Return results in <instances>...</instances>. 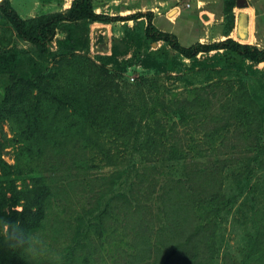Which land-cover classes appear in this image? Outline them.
Wrapping results in <instances>:
<instances>
[{
  "label": "trees",
  "instance_id": "trees-1",
  "mask_svg": "<svg viewBox=\"0 0 264 264\" xmlns=\"http://www.w3.org/2000/svg\"><path fill=\"white\" fill-rule=\"evenodd\" d=\"M223 5L225 38L183 46L151 13L112 16L71 0L21 18L0 0V264H99L116 236L128 240L107 253L111 264H218L217 228L231 205L223 180L248 187L264 166V102L241 80L221 78L190 96L135 101L109 56L97 63L85 52L89 23L138 20L146 46L161 42L145 51L154 67L180 72V56L194 67L198 53L214 51L218 72L246 76L264 63V48L229 37L235 2ZM129 147L140 159L131 171ZM176 161L180 175L166 176L162 164ZM95 162L108 170L94 172ZM250 224L240 262L264 264V208Z\"/></svg>",
  "mask_w": 264,
  "mask_h": 264
},
{
  "label": "rangeland",
  "instance_id": "rangeland-1",
  "mask_svg": "<svg viewBox=\"0 0 264 264\" xmlns=\"http://www.w3.org/2000/svg\"><path fill=\"white\" fill-rule=\"evenodd\" d=\"M11 1L12 7L18 14H22L23 9L33 3V0ZM51 1L53 2V0ZM51 1L50 3L47 1L49 3L47 6L51 7V9L48 8V11L52 10L53 7ZM19 2L23 3L22 6L18 5L20 4ZM63 2L64 0H61V3ZM234 2L235 5L231 10L233 18L231 31L236 25L242 27L247 24V20L237 9L239 5H237L236 0ZM186 3H190L191 6H185ZM192 3L191 0H92L94 9H98L97 13L112 16H127L135 12L151 13L152 24L159 30L173 33L183 46L196 42L197 36H201L199 41L202 43L221 40L223 36L221 30L229 15L224 13L223 0H209L208 4L212 6L211 9L214 12V15L209 16V21L207 20V16H202V19L198 18L196 14L197 10L193 9L194 4L192 5ZM254 4L259 11L250 19L251 23L249 26L254 30V25H257L255 32H257L256 34L259 33L260 40H252L253 38L250 41L235 40L240 43L254 44L259 48H264V0H257ZM41 5L42 2L38 8L36 6L37 9L35 11L45 10L41 9L44 7ZM175 5L178 6L176 9L179 8V14L173 17L174 12H170L169 14L167 12L169 8H173ZM62 9L65 10V8ZM200 9L202 8L200 7ZM48 11L44 12L47 13ZM219 18H221V21L217 22ZM171 20L173 23L170 22ZM139 23L138 20L89 23L88 48L85 52L87 56L97 63L101 56H109V67L116 68V79L121 83L120 86L126 88L125 92L129 93L130 97L134 98L135 101H140L142 96H144L146 101L147 99L151 101L150 98H172L176 93H183L188 96L187 90L192 87L207 84L209 81L221 78L222 81L232 79L236 84L241 80L249 86L251 94L257 101L264 102V63L261 62L253 66L256 70L248 71L246 76L236 73L234 69L229 73L218 72L219 67L211 66L214 51H210L209 53H198L196 56L198 64L194 67L191 66L188 59L180 56L179 59H182L184 64L180 72L162 70L154 67L155 62L151 63V61H148L147 59L149 58L145 54L147 49L148 51L154 50L159 47L161 42L151 43L149 46H146L140 38ZM124 26L128 27V29H125ZM0 30H2V26H0ZM5 32L6 35L9 34L7 31ZM239 32L241 33V31ZM13 35L14 32H12V37L14 38ZM60 36V33L56 34V37ZM0 38L4 39V36L0 34ZM14 42L11 45L17 44L18 46L26 47L19 40H14ZM124 61L127 62L124 63ZM130 77L134 79L131 81ZM5 79V76L0 75V83L4 82ZM1 127L6 136H9L7 125L4 123ZM193 137L195 139L198 135L195 134ZM187 138L190 139L189 136ZM133 151L134 149L129 147L125 153L126 161L123 168L128 171L134 170V168H138L140 165L138 153ZM2 154V158L5 161L13 163V149L11 147L4 148ZM181 169L182 162L180 161L162 164V170L166 176H179ZM92 170L101 173L108 170V168L100 167L95 162L92 165ZM254 183H258L255 189L252 187ZM222 189L230 197L231 205L222 214L217 228V262L218 264H242L240 262V252L242 247H244V238L247 236V233H251L252 231L250 224L251 214L255 210H263L264 208V166L256 168L251 175L248 187H238L229 178H226L223 180ZM127 240L128 238L116 236L115 243L112 240L113 243L110 245L101 247L98 257L99 264H111L109 259L106 258L104 260L107 253H114L115 244L119 243L121 246H124Z\"/></svg>",
  "mask_w": 264,
  "mask_h": 264
},
{
  "label": "crops",
  "instance_id": "crops-1",
  "mask_svg": "<svg viewBox=\"0 0 264 264\" xmlns=\"http://www.w3.org/2000/svg\"><path fill=\"white\" fill-rule=\"evenodd\" d=\"M9 1H10V4H11L12 1L11 0H9ZM47 1H49V3H50L51 0H44V1H42V0H33V3L31 5H29V7L23 9L22 14H19V16L21 18L33 17L35 14L42 13L44 11H48V8L51 9V7L47 6L49 4V3H47ZM244 1L245 2L242 5H239V7L237 9L239 10V12H241L240 14H242L244 16V18L247 20V24L245 26H242V27H240L239 25H236L235 28H233V30L230 32L229 37L233 38L234 40L237 39L239 41H250L252 38H253L252 40L258 39V41H259L260 40L259 33L256 34L257 32H255V29H257V25L256 26L254 25V27H255L254 30L251 29V26H249L250 23H251L250 19L252 17H254L257 14V12L259 11L257 9L256 5L254 4L257 0H244ZM41 2H42L41 6H44L41 9H45V10H43V11H39V10L35 11V9L38 8V6H39V4ZM70 2H71V0H64L63 3H61V0H53V2L51 1V4L53 5L52 10H49L48 12L63 11L64 9H62V8H65V9L68 8L69 5H70ZM191 2H193L192 5L194 4L193 5V9L197 10L196 14H197L199 19H202V16H207V20L209 21L210 20V19H208L209 16L212 15V14L214 15L213 10L211 9L212 6H210V4H208L209 0H191ZM236 2H237V0H236ZM19 3L20 4H18V5L22 6L23 3H21V2H19ZM186 5H188L187 7L191 6L190 3H186L185 6ZM36 6H37V8H36ZM177 7L178 6L175 5L173 8H169L167 14H169L170 12H174L175 14H174L173 17L178 15L179 14V8L176 9ZM200 7L202 9H200ZM32 9H34L33 12H31ZM94 10H95V12H97L98 9L96 8ZM44 13H46V12H44ZM218 21L220 22L221 18L217 19V22ZM170 22L173 23L172 20ZM239 30H242L244 32V36L243 37H239V35H238ZM243 32H241V33L243 34ZM200 37L201 36H199V37L197 36V40L196 41H199ZM224 37L225 36H222L221 40ZM217 41H219V40H217ZM199 42H201V41H199Z\"/></svg>",
  "mask_w": 264,
  "mask_h": 264
},
{
  "label": "water",
  "instance_id": "water-1",
  "mask_svg": "<svg viewBox=\"0 0 264 264\" xmlns=\"http://www.w3.org/2000/svg\"><path fill=\"white\" fill-rule=\"evenodd\" d=\"M245 1L244 0H237V5H242ZM241 32H243L242 30H239ZM239 37H243L244 36V32L243 34H241L240 32H238Z\"/></svg>",
  "mask_w": 264,
  "mask_h": 264
},
{
  "label": "built area",
  "instance_id": "built-area-1",
  "mask_svg": "<svg viewBox=\"0 0 264 264\" xmlns=\"http://www.w3.org/2000/svg\"><path fill=\"white\" fill-rule=\"evenodd\" d=\"M186 6H188V5H186ZM134 78L133 77H130V80L132 81Z\"/></svg>",
  "mask_w": 264,
  "mask_h": 264
}]
</instances>
